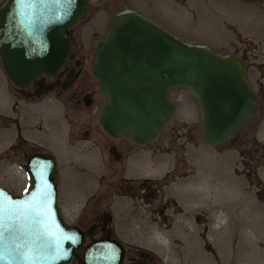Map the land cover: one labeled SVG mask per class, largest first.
Listing matches in <instances>:
<instances>
[{"label": "rangeland", "instance_id": "374dc122", "mask_svg": "<svg viewBox=\"0 0 264 264\" xmlns=\"http://www.w3.org/2000/svg\"><path fill=\"white\" fill-rule=\"evenodd\" d=\"M124 7L166 23L184 39L237 54L258 95L252 120L231 141L220 145L203 142L198 136L199 112L192 95L175 87L169 92L175 107L162 129L145 143H132L126 136L115 140L128 147L117 161L105 150L101 155L95 149L87 150L88 142L68 139V122L79 131L86 128L106 137L93 114L80 113L69 120L51 92L34 95L31 101L21 99L19 90H34V82L20 89L0 63V185L15 192L26 185L21 161L5 148L16 109L20 122L33 127L42 124L48 137L44 143L60 153L54 172L58 173L59 204L67 221L74 220L91 192L96 193L91 199L89 196L87 205L95 206L96 194L106 189L112 169L114 175L127 176L130 186L112 185L111 195L102 197L100 207L111 211L117 230L155 250L164 264H226L224 255L236 246L241 255L264 257V243H259L264 235V0H87L86 11L74 27L83 37L93 30L96 38L106 20ZM12 102L16 108H11ZM37 132L33 136L38 140L44 132ZM144 176L151 177L148 191L154 196L150 199L141 197L136 183ZM87 217L80 223L85 224ZM246 219L253 221L254 229L246 227L236 236L237 223ZM231 236H236L235 240L231 241Z\"/></svg>", "mask_w": 264, "mask_h": 264}, {"label": "water", "instance_id": "95a60500", "mask_svg": "<svg viewBox=\"0 0 264 264\" xmlns=\"http://www.w3.org/2000/svg\"><path fill=\"white\" fill-rule=\"evenodd\" d=\"M86 8L87 0H2L0 63L15 86L58 72L71 50L64 31ZM90 67L103 97L97 121L111 136L136 143L153 139L169 120L175 87L192 95L198 136L209 144L231 141L258 105L238 55L186 40L134 8L109 18ZM55 166L51 152L29 153L22 162L26 187L0 185V264H65L84 241L82 229L61 214ZM121 254L119 241L99 238L85 245L79 264H119Z\"/></svg>", "mask_w": 264, "mask_h": 264}, {"label": "flooded vegetation", "instance_id": "af4514ba", "mask_svg": "<svg viewBox=\"0 0 264 264\" xmlns=\"http://www.w3.org/2000/svg\"><path fill=\"white\" fill-rule=\"evenodd\" d=\"M143 15L153 19L162 26L170 29L168 25H164L166 23L160 22V20L148 16L146 14ZM80 17H78L77 20ZM109 18L106 20L102 28V33ZM75 22L71 26L67 27L64 31L65 35L69 38L71 43V50L66 57V63L62 64L59 67L58 72L54 76L39 74L42 75L40 78L35 79L38 75L34 77L32 79V81L35 84L34 90L33 88H31L30 90L26 89L24 91L19 90V94H20L19 97H21V99L25 98L31 101L34 95L44 96L45 94L51 92L53 94V97L62 104L64 110L63 115L69 120L77 119L80 113H85L88 115L93 114L95 116V120L97 124L100 126V128L105 132L107 136L103 137L102 135L99 134L98 131H95L94 133L91 134L89 132V129L86 128L79 131L76 129V125L72 126L71 125L72 123L70 124V122H68L69 124L67 129L68 139H71L72 142H76V141L83 143L88 142V144L85 145V148H88L87 150L95 149L96 151L95 153H98L99 155H101V152L105 150L109 157L118 161L125 156L126 154L125 151L128 150V147L119 144L115 140L121 138L122 136H126L128 138V136L125 134H120L118 136H111L106 130L103 129V127L100 125V123L97 121L96 118L97 110L101 101L103 100V97L99 94L98 79L92 73L90 67V60L92 57V51L96 44V41L102 36V33L100 36L94 38L95 36L92 33L93 32L92 30L90 32L91 34H88L87 36L85 35L86 37H83L80 30L74 27ZM19 88L22 89V87ZM16 107H17L16 102H12L11 108H16ZM13 112L14 113L11 116L13 120L10 121L14 125L12 130V136L5 148H8L9 151L13 153L12 156L20 160L21 164L25 156L29 153L48 151L53 154L54 158L56 159V165H57L58 159L60 157V153H58L57 150L52 146L44 143L43 139L46 140V138L48 139V137L46 136V131L41 128L42 124L37 123L36 127H33V125L31 124L27 125V123L23 121L20 122V117L18 116V112H16V109L15 110L13 109ZM2 116L3 114L0 113V118ZM38 130L43 131L44 136L42 135L37 140L38 137L37 136L34 137L33 134L38 133L37 132ZM25 132L29 133V135H26ZM67 144L70 145L71 148H73V146L68 142ZM109 147H112V149L115 151V155H118V158H114V153H112L109 150ZM54 171H56V168L54 169ZM110 172L112 173L108 174V178H107L108 183L106 182L104 185L106 189L103 191L98 190L96 194L97 200L95 202L96 203L95 206H91L90 208H88L87 205L88 204L87 199L89 198V196L91 199L93 194L96 193V192L94 193L91 192L87 194L86 197L84 198L81 207L79 208L78 212L73 218L74 220L67 221L64 218L62 207L59 204L63 218L67 222L76 224L80 229H82L84 235V241L80 244L78 248L74 249L70 260L75 259L76 264H79L81 253L87 243L97 240L99 238L109 237L116 239L122 245V254L119 264H164L162 257L155 250L134 241V239L130 238L127 234H123L122 232L117 230L113 222L111 211L109 212L108 210L102 209L100 207L101 205L100 200L102 199V197H108L107 193L111 195L109 189H111L112 185L116 184L115 187H123V188H127L130 186L129 183L131 181L126 180L129 179L127 176L119 177L118 176L119 174L114 175L115 172L112 169ZM99 177H101V175H99ZM150 179L151 177L144 176L143 178L136 181V183L139 186V192L141 197H147L150 199L152 198V196H154L153 191L152 192L148 191L149 188L151 187ZM58 203H59V193H58ZM106 204L109 205V202L108 203L106 202ZM84 216H88L89 220L85 224H81L80 220L83 219Z\"/></svg>", "mask_w": 264, "mask_h": 264}, {"label": "bare ground", "instance_id": "6f19581e", "mask_svg": "<svg viewBox=\"0 0 264 264\" xmlns=\"http://www.w3.org/2000/svg\"><path fill=\"white\" fill-rule=\"evenodd\" d=\"M246 227H247V229H248V227H250L251 229H254L253 221L249 220V219H246V220H241L239 223H237V230H236V234L235 235L237 236L238 233H240L241 231H244ZM248 231H251V230L249 229ZM255 231H256V229H255ZM248 234H251V233H248ZM236 236H231L230 240L231 241L235 240ZM259 243H264V235L259 237ZM238 248L239 247L236 246V247L233 248V250L231 252H228L227 254L224 255L226 264H264V257H262L260 259H256V258H254V255H241L237 251ZM262 248L264 249V244H262ZM212 261L214 262V260H212Z\"/></svg>", "mask_w": 264, "mask_h": 264}]
</instances>
